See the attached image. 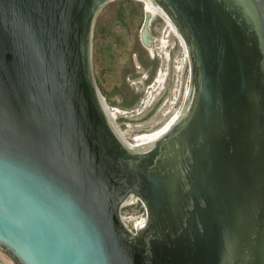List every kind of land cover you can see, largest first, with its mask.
Masks as SVG:
<instances>
[{
    "label": "water",
    "instance_id": "obj_1",
    "mask_svg": "<svg viewBox=\"0 0 264 264\" xmlns=\"http://www.w3.org/2000/svg\"><path fill=\"white\" fill-rule=\"evenodd\" d=\"M111 1L0 0L2 263L264 264V0H146L190 73L177 118L140 144L94 72Z\"/></svg>",
    "mask_w": 264,
    "mask_h": 264
},
{
    "label": "rangeland",
    "instance_id": "obj_2",
    "mask_svg": "<svg viewBox=\"0 0 264 264\" xmlns=\"http://www.w3.org/2000/svg\"><path fill=\"white\" fill-rule=\"evenodd\" d=\"M145 3L143 0L111 1L99 14L94 29L93 60L98 87L108 105L122 110L116 123L131 141L138 133L161 127L181 109L189 84V62L174 32L167 39L178 45L166 48L169 59L152 52L143 43ZM168 27L160 14L152 18L149 28L157 39L156 44L167 35ZM162 69L167 73L163 87L147 106L144 100ZM122 214L132 226L134 221L145 217L146 210L135 200L123 207Z\"/></svg>",
    "mask_w": 264,
    "mask_h": 264
},
{
    "label": "bare ground",
    "instance_id": "obj_3",
    "mask_svg": "<svg viewBox=\"0 0 264 264\" xmlns=\"http://www.w3.org/2000/svg\"><path fill=\"white\" fill-rule=\"evenodd\" d=\"M143 1L146 2L145 5H146V20H147V24L145 22L144 27H143V31H142L143 41H144L145 45L152 52L155 53V51H157L158 54L162 58L169 59V53L166 51V48L169 46L170 40H169V38L167 39V37L170 36L171 32H174L176 34V30L169 23V21L167 19H165L168 23V26H169L167 28L168 33H167V35H165L164 37L161 38V43L156 44L157 39L153 38L152 35L150 34L151 33L150 28H149L150 21H152V18L157 14H160L161 16H163V15L161 13H159L158 11H156L146 0H143ZM181 44L183 45L182 42H181ZM166 74L167 73L164 72L163 69L159 72L157 79L155 81V84L152 86L153 89L149 90L148 97L144 100L145 105L147 104V106H148V103L151 102V100H153V97L157 93L156 91H158L159 89H161V87H163ZM107 106L110 109L111 114H112V116L116 122L117 115H118V113L122 112V110L117 108V107H112L108 104H107ZM180 112H181V109H179L175 114H173V116L167 122H165V124H163L161 127L157 128V129L155 128L152 131L138 133L139 135L137 134V136L135 138H133L134 141L130 140V142H132L133 144H140L142 142H146L148 140L155 138L157 135L162 133L177 118V116L179 115ZM116 124H117L118 128L121 130V132L123 133V135L127 138V135H126L127 132L124 131L123 129H121V127H120V125H118V123H116ZM133 201H135V200H133ZM131 220H132V218H131ZM143 220H144V218L141 221L139 219V220H136L134 222L141 223ZM0 262H1L0 264H3L2 262H4L1 257H0Z\"/></svg>",
    "mask_w": 264,
    "mask_h": 264
},
{
    "label": "flooded vegetation",
    "instance_id": "obj_4",
    "mask_svg": "<svg viewBox=\"0 0 264 264\" xmlns=\"http://www.w3.org/2000/svg\"><path fill=\"white\" fill-rule=\"evenodd\" d=\"M146 20V19H145ZM142 31H143V29L141 30V38H142V41H143V36H142ZM150 32H151V30H150ZM151 35H152V32H151ZM152 37L154 38V36L152 35ZM170 40V44H169V46H171V47H175V46H177L178 45V43L177 42H174L173 44L171 43V39H169ZM143 43H144V41H143ZM145 44V43H144ZM181 44V43H180ZM181 46V45H180ZM137 60H139L138 58H137ZM164 60V59H163Z\"/></svg>",
    "mask_w": 264,
    "mask_h": 264
}]
</instances>
